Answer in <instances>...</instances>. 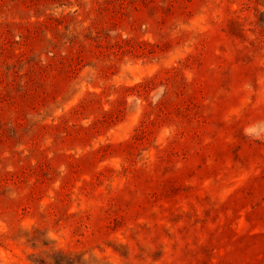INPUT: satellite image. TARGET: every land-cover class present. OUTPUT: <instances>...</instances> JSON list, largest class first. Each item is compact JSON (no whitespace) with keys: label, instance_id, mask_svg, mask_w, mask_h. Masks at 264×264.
I'll return each mask as SVG.
<instances>
[{"label":"rangeland","instance_id":"1","mask_svg":"<svg viewBox=\"0 0 264 264\" xmlns=\"http://www.w3.org/2000/svg\"><path fill=\"white\" fill-rule=\"evenodd\" d=\"M0 264H264V0H0Z\"/></svg>","mask_w":264,"mask_h":264}]
</instances>
